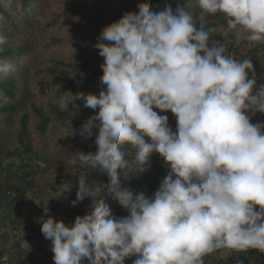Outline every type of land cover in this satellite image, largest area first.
Returning <instances> with one entry per match:
<instances>
[{"label": "clouds", "instance_id": "1", "mask_svg": "<svg viewBox=\"0 0 264 264\" xmlns=\"http://www.w3.org/2000/svg\"><path fill=\"white\" fill-rule=\"evenodd\" d=\"M192 7L201 17L223 14V37L246 33L248 42L264 44V0H187L159 11L141 0L138 11L102 28L94 47L104 87L58 100L63 112L74 100L97 111L78 130L84 139L96 130V151H76L70 161L84 176L69 203L90 198V210L71 226L38 218L54 264H124L131 257L132 264H204L221 249L264 253V122H251L264 114V83L257 85L250 59H234L225 42L211 39L215 28L198 23ZM6 43L0 34V50ZM15 71L0 60V78ZM169 111L175 131L159 114ZM154 153L169 168L158 189L146 196L124 186L121 177L147 172ZM90 171L105 174L107 184L89 185ZM107 198L128 215L115 217Z\"/></svg>", "mask_w": 264, "mask_h": 264}, {"label": "rangeland", "instance_id": "2", "mask_svg": "<svg viewBox=\"0 0 264 264\" xmlns=\"http://www.w3.org/2000/svg\"><path fill=\"white\" fill-rule=\"evenodd\" d=\"M140 2L0 0V34L7 37L0 60L16 65L15 72L0 78V199L5 205L0 209V264H54L51 241L43 237L38 218L50 215L71 226L76 216L90 210V198L76 206L69 203L76 198L79 177L84 176L81 166L70 161L76 151H96V130L88 139L82 138L78 130L97 110L84 107L82 100H74L69 112H63L58 100L62 96L72 99L71 95L78 92L98 94L104 87L100 83L103 58L94 44L105 25L125 12L138 11ZM147 2L154 11L163 10L166 5L175 10L187 4V0ZM189 10L198 23L215 28L211 39L225 42L229 56L250 59L257 85L264 83V44L248 42L246 33L230 32L223 37V14L201 17L198 7ZM71 48L75 50L73 61ZM159 114L168 116L169 126L175 131V116L170 111ZM251 122H264V114L256 113ZM126 158L134 167V149L128 148ZM150 163L147 172L132 174L128 180L121 177V183L134 192L151 196L169 168L155 153ZM87 182L107 184V177L90 171ZM106 202L115 217L128 215L111 198ZM44 205L48 208L46 214ZM24 242L30 246L26 253ZM135 258H126L124 264H132ZM204 264H264V253L256 249H221L204 257Z\"/></svg>", "mask_w": 264, "mask_h": 264}, {"label": "trees", "instance_id": "3", "mask_svg": "<svg viewBox=\"0 0 264 264\" xmlns=\"http://www.w3.org/2000/svg\"><path fill=\"white\" fill-rule=\"evenodd\" d=\"M37 112L40 113V111H37ZM21 124H22L23 130H25V128H26V119L25 118L22 119ZM44 125H45V121L43 120L41 122L40 127L43 128ZM4 208H5L4 201L2 199H0V209H4Z\"/></svg>", "mask_w": 264, "mask_h": 264}]
</instances>
